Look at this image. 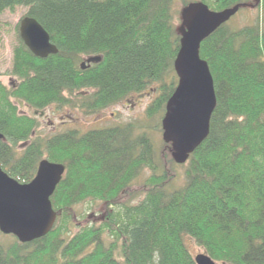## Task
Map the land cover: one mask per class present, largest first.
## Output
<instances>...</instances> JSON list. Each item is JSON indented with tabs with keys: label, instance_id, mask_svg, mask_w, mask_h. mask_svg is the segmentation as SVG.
<instances>
[{
	"label": "trees",
	"instance_id": "obj_1",
	"mask_svg": "<svg viewBox=\"0 0 264 264\" xmlns=\"http://www.w3.org/2000/svg\"><path fill=\"white\" fill-rule=\"evenodd\" d=\"M250 1L0 0V14L28 7L26 15L58 48L45 58L34 55L18 24L12 72L19 84L9 88L0 80V166L21 183L34 178L44 158L66 167L51 197L52 230L27 243L0 230V264H197L188 240L218 264H264L259 20L239 29L222 24L201 43L217 105L208 137L187 162H175L162 130L178 82L182 8L203 2L220 11ZM90 55L101 60L83 69ZM147 91L155 96L138 122L67 129L44 139L34 135L35 116L19 111V104L33 111L79 107L89 115ZM81 204L103 206L90 218Z\"/></svg>",
	"mask_w": 264,
	"mask_h": 264
},
{
	"label": "water",
	"instance_id": "obj_2",
	"mask_svg": "<svg viewBox=\"0 0 264 264\" xmlns=\"http://www.w3.org/2000/svg\"><path fill=\"white\" fill-rule=\"evenodd\" d=\"M245 5V4H244ZM242 5L212 10L206 3L191 2L181 10L180 48L174 61L178 82L166 104L162 119L163 140L171 144L175 162L183 164L205 141L217 105L209 64L200 56V46L210 34L228 22ZM20 36L31 52L41 58L58 52L49 32L32 16L20 21ZM90 55L82 68L99 62ZM4 135L0 133V139ZM66 171L63 163L47 158L39 162L34 178L21 183L0 166V230L22 243L46 236L57 220L51 197ZM197 264H218L207 252L195 256Z\"/></svg>",
	"mask_w": 264,
	"mask_h": 264
},
{
	"label": "rangeland",
	"instance_id": "obj_3",
	"mask_svg": "<svg viewBox=\"0 0 264 264\" xmlns=\"http://www.w3.org/2000/svg\"><path fill=\"white\" fill-rule=\"evenodd\" d=\"M258 0H252L248 3L246 8L240 9L231 19L227 22L228 26L233 29H239L247 25H254L259 20L260 29L264 30V4L262 2L259 6H254ZM250 6H254L250 9ZM177 8H181L180 4H177ZM28 10V7L18 5L14 9H6L0 14V80L9 88L15 87L19 84V79L13 74V48L16 45L18 38L17 28L21 19L24 18ZM181 24V18H178V27ZM82 92V91H81ZM80 92V93H81ZM79 92L73 95V99L76 100ZM155 94L151 91L144 92L142 94H132L124 98L122 101L102 110L95 114H86L79 107H49L38 111L46 114L44 118L34 114V111L26 104H19V111L34 115L38 123L35 129V137L49 136L52 131L63 132L67 129H80L81 132L87 131L88 129L96 127L114 126L119 124H125L128 122H138L143 119L146 114V110L153 100ZM51 121L53 124H48ZM42 126H45V130ZM54 128V129H53ZM49 133V134H48ZM161 135V132H160ZM156 140L157 146L159 137L157 133L154 134V141ZM160 148V147H159ZM180 169V168H178ZM178 176H181L179 171H174ZM148 176V173L146 174ZM84 205V204H83ZM79 205L84 213L89 212L90 218L99 216L100 209L103 204L99 207L92 209L91 204ZM77 210V209H76ZM98 218V217H96ZM8 241H12L10 236L6 238ZM189 246L194 253L200 251L199 247L192 240H188Z\"/></svg>",
	"mask_w": 264,
	"mask_h": 264
},
{
	"label": "flooded vegetation",
	"instance_id": "obj_4",
	"mask_svg": "<svg viewBox=\"0 0 264 264\" xmlns=\"http://www.w3.org/2000/svg\"><path fill=\"white\" fill-rule=\"evenodd\" d=\"M250 9H252V7L250 8ZM35 111V110H34ZM36 113H38V111L37 112H35V114ZM38 115L39 116H41L42 118H44V116H46V114L45 113H43V112H40V113H38ZM48 124L50 125V127H52L51 125L53 124L51 121H48ZM43 127V129L45 130V126H42ZM54 129V128H53ZM34 134H35V132H34ZM49 134V133H48ZM56 134V131L54 130V131H52L50 134H49V136H53V135H55ZM49 136H46V137H49ZM46 137H44V138H46ZM27 145V142H23V146H26Z\"/></svg>",
	"mask_w": 264,
	"mask_h": 264
}]
</instances>
